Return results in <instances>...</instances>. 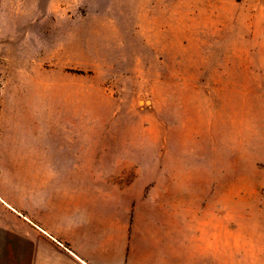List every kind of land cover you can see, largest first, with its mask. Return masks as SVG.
I'll list each match as a JSON object with an SVG mask.
<instances>
[{"label": "rangeland", "instance_id": "rangeland-1", "mask_svg": "<svg viewBox=\"0 0 264 264\" xmlns=\"http://www.w3.org/2000/svg\"><path fill=\"white\" fill-rule=\"evenodd\" d=\"M67 145L264 258V0H0V194Z\"/></svg>", "mask_w": 264, "mask_h": 264}, {"label": "crops", "instance_id": "crops-1", "mask_svg": "<svg viewBox=\"0 0 264 264\" xmlns=\"http://www.w3.org/2000/svg\"><path fill=\"white\" fill-rule=\"evenodd\" d=\"M42 147L29 155L26 211L0 194V264H264L239 251L250 246L181 232L179 207L164 203L173 194L136 192L143 176L117 186L94 171L115 167L100 152Z\"/></svg>", "mask_w": 264, "mask_h": 264}]
</instances>
